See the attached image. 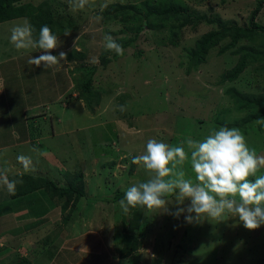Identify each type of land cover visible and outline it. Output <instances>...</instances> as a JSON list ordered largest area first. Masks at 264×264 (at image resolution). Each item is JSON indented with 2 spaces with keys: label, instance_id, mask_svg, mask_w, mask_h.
I'll use <instances>...</instances> for the list:
<instances>
[{
  "label": "rangeland",
  "instance_id": "obj_1",
  "mask_svg": "<svg viewBox=\"0 0 264 264\" xmlns=\"http://www.w3.org/2000/svg\"><path fill=\"white\" fill-rule=\"evenodd\" d=\"M42 1L51 5L59 24L61 46L52 54L67 55L51 68L28 63L42 50L36 55L35 50L23 49L27 56H14L4 64L0 60V106L4 115L10 114L0 123V143L4 139L10 143L27 133L34 144L1 150L0 167L11 169V178L24 181L17 185L23 192L12 198L11 204L23 198L24 202L37 201L41 213L29 215L31 221L20 224L18 234L17 229L6 226L12 217L0 216V242L4 246L0 247V264L16 255L17 241L24 237L30 242L33 258L37 256L36 264H113L117 258L121 263L126 258L124 264H264V225L248 230L236 216L221 222L187 223L186 214L176 218L146 207L130 208L125 214L118 201L104 206L106 196L113 197L116 190L126 192L133 184L150 178L141 165L132 163L134 156L145 153L150 138L183 146L189 152V162L183 166L185 178L197 182L186 140L203 141L222 126L237 128L232 126V119L244 117L248 111L234 113L233 98L226 89L262 92L264 70L256 65L264 62H250L237 79L220 84L222 75L239 59L236 48L257 47L258 37H242L236 45L219 52L229 42L227 37L210 49L205 62L197 67L190 65L187 49L209 30L231 23L248 25L257 0H109L106 8L101 7L106 0H95L94 6L76 11L70 0H23L34 5ZM116 4L133 5L136 12L130 9L124 16L115 14ZM147 5L153 10L171 5L181 10L165 16L155 13L145 20L142 16ZM128 15L131 19L127 20ZM194 15L213 21L198 20ZM258 19L264 21V10ZM4 25L11 29L16 26L13 20ZM136 25H141L139 32L134 29ZM0 27L2 38L5 30ZM66 30L70 33L67 36ZM106 34L123 47V55L105 48ZM87 81L89 88L85 89ZM29 104L38 108H28ZM219 111L224 115L219 117L230 120L229 124L208 120ZM55 116L61 122H56ZM256 121L248 125V132L241 133L250 149L264 155V125ZM48 134L51 143L36 140ZM46 143L52 151H59L57 170L49 169L50 160L43 161L47 158ZM21 154L32 158L35 173H24L17 161ZM259 175H264V168L249 179L254 181ZM50 180L61 186L74 180L86 196L69 199L51 193L41 201L36 195L29 196L36 185H48ZM165 199L171 212L190 203L186 200L178 205L174 194ZM9 201L1 198L0 213L6 212L3 206ZM137 212L141 218L133 239L135 250L126 255V251H119L125 246L121 237L131 235L129 220ZM29 216L21 219L28 220ZM31 225L40 226V231L32 230Z\"/></svg>",
  "mask_w": 264,
  "mask_h": 264
},
{
  "label": "clouds",
  "instance_id": "obj_2",
  "mask_svg": "<svg viewBox=\"0 0 264 264\" xmlns=\"http://www.w3.org/2000/svg\"><path fill=\"white\" fill-rule=\"evenodd\" d=\"M108 2L106 0L101 7L106 8ZM70 4L72 10L76 11L94 6L95 0H70ZM96 19L100 20L101 17ZM34 31L27 19L22 25L11 29L10 42L17 50H42V54L28 59L29 64L37 68H51L66 59L65 52H60L58 56L52 54V50L61 46V41L47 25L40 28L38 37L33 36ZM69 34L66 30L65 35ZM104 40L106 49L123 55V47L111 35L106 34ZM256 123L264 125V117L257 119ZM186 144L197 182L185 178L183 166L189 162V152L183 146L174 147L150 138L145 153L132 159V163L141 165L150 178L126 190L124 199L119 201L122 211L127 214L130 208L146 207L176 218L186 214L184 219L187 223L204 220L221 222L227 216H236L248 230H256L264 225V175L257 176L254 181L249 179L264 168V155H257L255 149L248 147L241 131L222 126L213 130L203 141L188 138ZM17 161L24 173L36 172L31 157L21 154L17 156ZM10 172L9 168H0V185L5 186L10 195H15L17 185L24 181L22 178L10 179ZM68 176L66 174L65 177ZM173 194L178 205H184L186 200L190 203L171 212L165 197ZM0 247H3L2 243ZM152 258H156L155 254Z\"/></svg>",
  "mask_w": 264,
  "mask_h": 264
},
{
  "label": "trees",
  "instance_id": "obj_3",
  "mask_svg": "<svg viewBox=\"0 0 264 264\" xmlns=\"http://www.w3.org/2000/svg\"><path fill=\"white\" fill-rule=\"evenodd\" d=\"M47 2L48 1H42V3L40 2L38 5H34L30 2H23V0H0V23L6 22L7 20L25 18L30 22V24L35 29L33 33L34 37H38L39 30L44 25H47L55 35H58V31H60L58 28L59 27V24L57 22L58 19L55 18L51 5H49V3ZM146 7H148V5ZM130 9H132L133 11L136 10L133 5L116 4L114 8L115 10L114 13L117 14L121 12L122 15L124 16V12L128 13ZM146 9L147 10L142 16L145 18V20H147L150 17L149 15L155 13L158 16L160 15L165 16L168 13L178 14L181 10L179 6H174V5H171L165 9L157 8L153 10L150 7ZM263 10H264V0H257L255 7L252 9L250 13L248 25H237L235 23H231L227 26L220 27L217 30L215 29L209 30L208 32L204 33L201 37L196 39L194 47H190L187 49V52L190 56L189 57L190 65L192 67H197L199 66V64L204 63L206 59V55L208 54L209 50L216 47L221 41H223L227 37L230 39L229 42L222 45L219 49V52H225L229 47L236 45L239 39H241L242 37H248V38H252L253 36L258 37L259 45H257V47H252L249 45L240 46L239 48L237 47L235 53L238 52L240 54L239 59L231 69L227 70V72L224 75H222V80L219 81L220 84L224 80L237 79L240 73L242 72V70L245 68V66L248 65V63L253 61L264 62V21H260L258 19V16L261 14ZM185 13L188 14V11H185ZM186 16L192 18L191 14H188ZM126 18L127 20L131 19L129 15ZM194 18L198 20L206 19L204 16L201 15L200 16L194 15ZM206 20L209 22L213 21L212 19H206ZM140 28L141 25L134 26L136 32H139ZM256 66H261V69L264 70V63ZM88 83L89 81H87L83 85V88L88 89L89 88ZM226 92H228L233 98L234 113H238V112L241 113V112H245L246 110L248 111L247 114L244 115V117L243 116L239 118L234 117V119H232L233 121L231 122L232 126L237 127L239 130L241 129L242 130V131L240 130L241 132H246V131L248 132V125H251L253 120L264 117V90L258 93H246L234 87H230L226 89ZM227 112H225V114ZM220 114L224 116L223 112L219 111L218 114L212 115L208 120L213 121L214 124L222 123L224 121H229L228 123L226 122L227 124H229L230 120H226L225 117L222 118L219 117ZM81 175H82L81 173L78 174L79 177H81ZM10 179L13 178L10 177ZM73 181L74 180H69L66 186H60L57 185L54 181L50 180L46 182L48 185L38 184L36 185V188L44 187L49 189L50 193H57L62 196L65 195L68 196L69 199L72 196H76V198L86 196V193L84 189L81 188L80 183L76 184L75 181L74 182ZM19 189L22 188L21 187L16 188V191L18 190V192H16L15 195L9 194V200H12V198H16L18 194L23 192V191L19 192ZM124 196H125L124 191L116 190L113 197H107V196L105 197L104 206L106 207L110 203H114L117 201L119 202L121 199H124ZM15 202L17 204L25 205L24 207L27 208L30 212L38 213V206L34 205V202L31 200L24 202L23 199H21V200H16ZM131 218L129 220L131 237L126 235H123V237H121V239L125 242V246L123 245V248H120L119 250L122 252L126 251L125 252L126 255H129L135 250V248L133 247L134 246L133 239H135L136 236L135 229H138L139 227L140 218H141L140 212L139 213L137 212ZM39 240H41V238ZM7 264H33V263L26 257L19 258V254L16 253L15 258L11 256L10 262Z\"/></svg>",
  "mask_w": 264,
  "mask_h": 264
},
{
  "label": "crops",
  "instance_id": "obj_4",
  "mask_svg": "<svg viewBox=\"0 0 264 264\" xmlns=\"http://www.w3.org/2000/svg\"><path fill=\"white\" fill-rule=\"evenodd\" d=\"M22 19H24L25 20V18H17V19H13V22H14V24L17 26V25H22L23 24V21H22ZM5 24V22H3V23H0V26H3L4 27V30H5V32H4V35L2 36V38H0V47L2 48L1 50H0V60H2V62H3V64L4 63H7V61H12V60H14L15 58H14V56H20V57H22L25 53L23 52V49L22 50H17L15 47H14V45L10 42V37H11V27H9V25H4ZM1 28V27H0ZM24 50H26V49H24ZM36 51V55H38L39 53H38V51H39V49H36V48H30L29 49V51ZM41 51V50H40ZM25 56H27V54H25ZM18 58V57H17ZM1 76V75H0ZM1 95V94H0ZM12 100H13V98L11 99V101H10V103L12 102ZM6 101V100H5ZM31 103H33V102H31ZM30 103V104H31ZM28 105V108H34V109H37L38 108V105H36V104H33V105ZM46 103H44L43 105H45ZM65 105V107L67 106V104H64ZM28 108H26V109H28ZM60 108H63L62 106L60 107ZM64 110V109H63ZM54 114V113H53ZM10 114H7V115H4V111L2 110V107L0 106V123L1 122H3L4 120H5V116H9ZM36 116H38V113H36ZM49 116V115H48ZM3 119V120H2ZM55 119H56V122H61V120H60V118L58 117V116H55ZM49 123L51 124V116H49ZM36 130H38V129H36ZM1 132V131H0ZM62 132V131H61ZM52 134H53V132H52ZM20 136V138H18V140H13V141H11L10 143L9 142H7L8 140H5L4 139V141L2 142V143H0V151L1 150H4V149H6V148H9L10 146H17V145H20V144H29V143H31V146L30 147H32L34 144H33V142H32V139L30 140L29 139V137H28V134L27 133H24V134H21V135H19ZM42 139V141H45V140H48L47 142H50L51 143V134H48V135H44L43 136V138L42 137H38V138H36V140H38V141H40ZM38 141H36L37 143H38ZM38 144H40V143H38ZM44 146H46V149L47 150H44V151H46V153L47 154H45V155H47L46 157L47 158H44V160L43 161H46V160H50V166H49V169L51 170V168H53L54 170L56 169L57 170V168H58V163L60 162V157H59V151H55L54 152V150L52 151L51 149V145H47V143H46V145H44ZM43 150H41V152H42ZM51 153L53 154L52 155V157H54V158H52L51 159ZM58 153V154H57ZM51 160H52V162H51ZM11 161V160H10ZM6 162H8V161H6ZM4 164H7V163H4ZM51 164H52V167H51ZM1 168V167H0ZM43 169V168H42ZM44 170V169H43ZM46 173H47V175H48V173H49V171H48V169H46ZM9 178H10V176H9ZM50 179V178H49ZM55 181V180H54ZM56 182V181H55ZM0 191H1V189H0ZM7 191V189H6V187L5 186H2V194L3 195H0V200H1V198H3V199H5V198H7V199H9V193L8 192H6V195H5V192ZM32 195H36V196H38L39 197V199H40V201L43 199V197H51V193H50V190L49 189H47V188H44V187H42V188H35V191L31 194V195H29V196H32ZM47 197V198H48ZM24 199V198H23ZM31 201H33V200H31ZM34 202V205H37V204H35V203H39V202H37V201H33ZM25 205H21V204H17L16 202H14V203H12L11 204V200L9 201V203H7V204H5L4 206H3V208H5V210H6V212H3V213H0V216H1V219H3L4 217H6V216H11L12 217V219L6 224V226L7 225H9V226H11V229L12 230H16L17 229V234H18V232H19V226H20V224H22V223H26V222H30L31 221V217L29 216V215H33V212H30L27 208H25L24 207ZM38 206V205H37ZM38 213H40L39 211H38ZM41 214V213H40ZM25 215H28L29 216V219L28 220H23V219H21V217H23V216H25ZM2 226H0V229H2L1 228ZM63 228V227H62ZM31 229L32 230H37V231H40V226H35V227H33L32 225H31ZM1 231H3V230H1ZM18 237V236H17ZM22 240L23 241H21V242H19L18 243V241H17V245H16V248H15V250L13 251V253L15 252V253H18L20 256H24V257H26V258H28L33 264H36V261H37V256L36 257H34L33 258V253H32V249H31V247H30V242L29 241H27L26 239H25V237L24 238H22ZM0 244H1V242H0ZM4 247V246H3ZM11 254H9V256H10ZM13 258H15V256L13 257ZM36 258V259H35ZM122 258H125V257H122ZM114 260V259H113ZM123 260V259H122ZM125 260H126V258L123 260L124 262H125ZM123 261H122V263H121V261H119V260H115V262L113 263V264H124L123 263ZM10 262V261H9ZM9 262H7V263H9ZM6 263V264H7Z\"/></svg>",
  "mask_w": 264,
  "mask_h": 264
}]
</instances>
